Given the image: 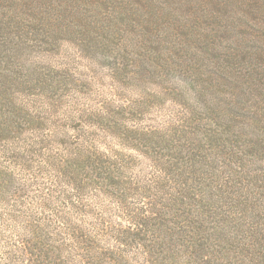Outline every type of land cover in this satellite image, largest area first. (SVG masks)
<instances>
[{
  "label": "rangeland",
  "instance_id": "obj_1",
  "mask_svg": "<svg viewBox=\"0 0 264 264\" xmlns=\"http://www.w3.org/2000/svg\"><path fill=\"white\" fill-rule=\"evenodd\" d=\"M0 174V264H264V0H0Z\"/></svg>",
  "mask_w": 264,
  "mask_h": 264
},
{
  "label": "trees",
  "instance_id": "obj_2",
  "mask_svg": "<svg viewBox=\"0 0 264 264\" xmlns=\"http://www.w3.org/2000/svg\"><path fill=\"white\" fill-rule=\"evenodd\" d=\"M1 130H4V132H11L13 131L12 128L10 126H1ZM3 179V176L0 174V194L5 190L4 186H3V182L1 181ZM174 197V196H173ZM179 197H183V195H181V193L179 192L177 195V198ZM174 202L176 201V198L174 197ZM143 218L141 217H132L130 218V223H131V228H129L126 231H116V234L113 238H114V242L116 244H118L119 246H123L126 247L128 245L133 244V242L137 241L136 244L138 246H141V238L139 236V234H141V230L142 227H146L147 224L145 222V219L147 218H151L148 216H143V214H141ZM32 227V228H30ZM29 227V237L28 239L30 240H23L21 242L22 244V248H17L16 250H12L11 252L5 253L3 255V260H4V264H64V259H66L67 256V252L66 250L64 251V253L61 255L62 253V249L57 250V248H53V250L49 249L48 247L45 248L44 245H48L47 243V238L44 236V234H41V232L43 231V228H47L42 227L41 225H31ZM40 227L39 231H36V229ZM180 227V226H178ZM188 230H186V228H188ZM188 227H183L181 226L180 228H178V230H180L179 234L180 236L184 235L183 237L186 238V240L183 242V244H177L175 242H173L171 244V246L169 248H167L166 250L165 247L162 250L163 251H171L174 252L172 257H176L177 260H179V258H183L184 262L183 263H188V264H192L193 262L191 261L190 257H187L186 255H183V251L187 252L190 248H193L194 246V231L192 229L191 226ZM48 228L51 229L50 226H48ZM176 229V228H175ZM141 230V231H140ZM173 230V229H172ZM137 231V233H135ZM140 231V233H139ZM214 232L211 228H207L206 229V233L208 236H213ZM76 234H81L79 237H74L73 243L74 245L78 244L80 245H84V248H80L82 250H84V253L88 255V253H92L94 248H87V244H91L92 241H90V236L87 235V233H84L83 230H75ZM139 233V234H138ZM146 234V232H144V235ZM139 236V237H138ZM90 238V239H89ZM138 239V240H137ZM143 242L145 243L146 247H147V252L149 257H156L155 255L157 254V250H154V243H150V240H147V238H142ZM60 242V240H58ZM202 247L203 244H201ZM181 249V247H183L184 250H179V248ZM248 248H250V245L248 246ZM10 249V248H9ZM69 249H72V246H69ZM58 251H60V255L57 254V256H55V253H57ZM159 252V251H158ZM243 253V251H241ZM13 253V255H12ZM72 253V252H70ZM146 253V252H145ZM216 253H219V251H215L212 250L211 255L215 256ZM248 253V252H247ZM66 254V256H65ZM182 254V255H181ZM86 255V258H87ZM84 256H82L81 258H83ZM89 257V256H88ZM179 257V258H178ZM94 260V259H93ZM114 260V259H113ZM15 261V262H14ZM151 261V262H150ZM147 260L148 264H156L155 260ZM182 263V264H183Z\"/></svg>",
  "mask_w": 264,
  "mask_h": 264
}]
</instances>
